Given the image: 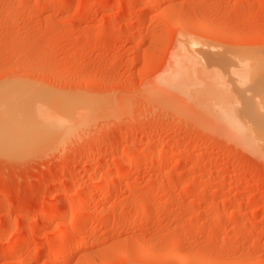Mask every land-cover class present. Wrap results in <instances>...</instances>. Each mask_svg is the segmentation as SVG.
Listing matches in <instances>:
<instances>
[{
	"label": "rangeland",
	"instance_id": "rangeland-1",
	"mask_svg": "<svg viewBox=\"0 0 264 264\" xmlns=\"http://www.w3.org/2000/svg\"><path fill=\"white\" fill-rule=\"evenodd\" d=\"M5 89L0 264H264V0H0Z\"/></svg>",
	"mask_w": 264,
	"mask_h": 264
},
{
	"label": "bare ground",
	"instance_id": "bare-ground-1",
	"mask_svg": "<svg viewBox=\"0 0 264 264\" xmlns=\"http://www.w3.org/2000/svg\"><path fill=\"white\" fill-rule=\"evenodd\" d=\"M152 6V5H151ZM149 9V6L145 7L143 10L144 11H147ZM189 47V46H188ZM201 49V48H200ZM183 50V49H182ZM186 50V49H184ZM197 52V51H196ZM195 52V53H196ZM188 56V55H187ZM195 58V57H194ZM188 60L191 59V57L187 58ZM193 59V57H192ZM190 62V61H189ZM197 62V61H196ZM192 63V62H191ZM194 63V62H193ZM198 63V62H197ZM215 64V63H214ZM195 65V64H194ZM245 71H246V68H245ZM203 72V71H202ZM239 75V74H238ZM235 76V75H234ZM243 76V75H242ZM246 76V75H245ZM218 79H221V78H217V81L219 82H222L221 80H218ZM235 79V78H233ZM241 79V78H240ZM244 79V78H243ZM242 79V82L244 81ZM246 79V78H245ZM248 76H247V80H246V83L248 82ZM238 83L240 81H237ZM224 83V82H223ZM243 82V84H246ZM222 84V83H221ZM248 84V83H247ZM252 83L250 84L249 82V86H251ZM222 86H224L222 84ZM4 87V86H3ZM248 87V86H247ZM253 87V85L251 86ZM249 87V88H251ZM7 88V87H6ZM9 88V87H8ZM16 88V87H15ZM246 89V88H245ZM248 89V88H247ZM246 89V90H247ZM6 90V89H5ZM0 91V153H4L8 147L17 140L16 145H18V139H20L22 137V135H24V132L27 134L26 136L28 137L29 133L32 132L34 133V130H35V135L36 136V130L40 129L43 133L45 131V133H49L57 128H60V126L62 124L65 123V120L63 121V118L64 117L61 115V113H59V110L60 109H65V110H62L63 114L66 112V109H67V112L68 111V104L67 106L65 107H62L61 105L59 106L58 104L54 105V103L51 101V100H47L46 103L50 104V105H47L44 103V105H41V104H37V97H38V94H34L33 92H28L26 91L25 92H19V91H13V89L11 91ZM15 90V89H14ZM248 91V90H247ZM245 91V92H247ZM250 92V91H249ZM248 92V93H249ZM264 92V91H262ZM249 95H253V93H249ZM257 97H260L257 98L260 100V104L261 102L264 103V95H258L256 93ZM255 95V96H256ZM248 95L244 96L246 97L247 99L245 100V102H251L252 100H255V96L253 95L252 96H248L250 98H253V99H249L247 97ZM263 99V100H262ZM259 100H256V104ZM262 100V101H261ZM37 102V103H36ZM250 104L253 105V103L251 102ZM255 104V105H256ZM92 108V107H91ZM247 111L251 112L250 110L246 109ZM245 110V111H246ZM61 111V110H60ZM65 111V112H64ZM251 120V118H250ZM264 121V120H263ZM263 121H260V122H257V121H253V119L251 120V124L254 125V123L256 122V125H254L255 127H257L259 130H264V122ZM233 122V121H232ZM237 122V121H236ZM237 124V123H236ZM240 124V123H239ZM235 127H237L238 125H235L233 124ZM63 126V125H62ZM41 127V128H39ZM242 125L240 124L239 128L237 127L238 131H240V128L242 129ZM44 130H43V129ZM33 129V130H31ZM257 130V134L256 137H255V140L256 141H261V142H264V131H259ZM29 131V132H27ZM39 131V130H38ZM242 132V131H240ZM39 133V134H41ZM44 133V134H45ZM29 135L30 137L28 138H32L34 137L33 135ZM39 134L37 133V135L39 136ZM25 136V135H24ZM25 136V137H26ZM42 136V135H41ZM40 137V136H39ZM25 139V140H29V139ZM35 138V137H34ZM33 138V139H34ZM41 138V137H40ZM23 139V138H21ZM20 139V140H21ZM45 139V138H44ZM24 140V139H23ZM25 140H24V143H25ZM20 142V141H19ZM30 142H32L31 140H29V143L26 141V144L28 143V146L30 145ZM24 143H22L21 141V146L24 145ZM35 143V142H34ZM14 144V143H13ZM32 144V143H31ZM27 147V145H26ZM30 147V146H29ZM10 150V151H9ZM8 151L11 152V148L9 149ZM19 151V148L17 149ZM14 152V151H13ZM24 152V151H23ZM18 154V153H17ZM5 155V154H4ZM15 155V153L13 154ZM131 155H133L131 153ZM130 155V156H131ZM12 156V155H11ZM6 157V156H5ZM129 160V159H128ZM125 163V162H124ZM115 177V176H114ZM113 179V178H112ZM110 178V180H112ZM115 179V178H114ZM113 179V180H114ZM106 183V182H105ZM96 185V184H95ZM107 187V186H106ZM76 200V199H75ZM82 207L79 206V208L77 209V215H79L80 213H82ZM82 226V225H80ZM82 229V228H81ZM65 245V241L62 240L60 242V244L56 247V252H55V256H58L59 252L63 251V247ZM66 246V245H65ZM77 247V246H76ZM71 248V247H70ZM73 250V249H72ZM74 250H78V249H74ZM71 251V252H74ZM57 258V257H56ZM55 258V259H56ZM66 258V257H65ZM57 261V260H56ZM54 261L53 264H58V262ZM69 261V260H68ZM60 263V262H59Z\"/></svg>",
	"mask_w": 264,
	"mask_h": 264
}]
</instances>
